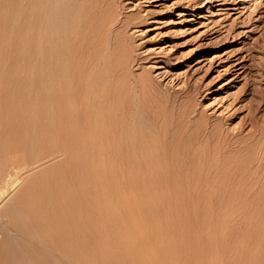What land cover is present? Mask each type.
Here are the masks:
<instances>
[{"label": "rangeland", "instance_id": "rangeland-1", "mask_svg": "<svg viewBox=\"0 0 264 264\" xmlns=\"http://www.w3.org/2000/svg\"><path fill=\"white\" fill-rule=\"evenodd\" d=\"M46 1L50 0L43 2L0 0V144L3 145L0 147V181L4 179L3 177L5 179L13 175L19 177L17 185L0 197V258L2 257L0 264H15L21 259L22 262H17L18 264H24V261L28 264L30 257L27 256L34 252V246L35 253L41 248L39 250L41 254L37 252V256L34 255L36 264H42L45 257L43 264L44 262L53 264L51 261H55V255L62 260H57L54 264H61L64 261L65 264H75L72 259L76 260L73 254L77 247L80 248L83 256L81 252L79 255L77 250L75 255L79 260L76 261L82 264H264V0H97L101 2L99 6L101 8L98 9L100 11H97L99 18L89 26L90 30L77 29L79 31L74 30V33L70 34L72 39L78 37L76 41L71 40L69 43L72 52L67 59V69L64 70L61 64L57 63L55 66V58L51 59L54 56L52 47L55 45L52 43L55 41L52 42L54 30H49L46 24V17L48 18L49 15L47 5L50 4ZM42 7L48 8L47 14ZM36 8L41 10L40 16L43 14L39 22L41 25L37 23ZM39 37H44L48 41H43L44 38ZM50 39L52 40L49 41ZM72 42L74 46H71ZM42 43H44L42 47L47 50L39 47ZM37 50L43 51V54ZM44 53L50 58L46 59L47 55L45 56ZM48 60L55 62L50 65L51 62ZM42 72L47 74L43 76ZM58 80L65 83L62 84ZM68 82H71L70 85ZM51 83H54V86L51 87ZM40 86L42 89L39 88ZM48 86L50 88H47ZM35 87L37 88L34 89ZM63 87L66 88L64 91ZM59 88L60 91L57 92ZM34 90H38V93ZM59 92L68 95L63 98L64 95L62 93L60 95ZM74 92L76 96L73 100L71 97L75 95ZM54 96L57 101L55 103L52 102L54 99H51ZM81 97L86 101L83 105ZM63 99L69 101L66 103L67 100ZM75 101L79 103L76 106L81 110L83 108L82 111L76 110L79 107L76 108ZM68 103H71V106ZM84 104L89 110H85ZM51 107L54 109L52 110ZM63 108L80 111L78 114L82 112L86 116L85 118L80 114V117H77V125L83 118L87 124H90L87 122L88 117L92 119L94 116L93 122L91 121L94 124L91 123L93 129L86 123V126L84 123L82 125L89 127L86 132L90 129L91 132L96 130L94 135L88 133L91 137L96 136L100 140L99 143L96 142L97 139L94 142L95 139L92 137L93 140L90 138L88 142L86 139L90 137L89 134V137L85 138L88 146L97 143L95 147H91V154L85 140L80 143H84L80 149L82 152L83 149L85 151L88 149V152L86 151L88 155L84 159L82 154H79L81 145L77 141L76 145H80L77 149L75 143L71 141V125L66 123L68 117L61 116ZM68 113L65 115L67 116ZM88 113L92 116H88L90 115ZM43 117H46L48 123H45L46 119ZM54 118L59 119L55 121ZM51 120L56 126L55 123L53 126L48 125L51 124ZM24 125H28L27 129ZM128 128L129 132H126ZM35 129H38L37 132ZM33 130L35 133L30 134L34 132ZM50 130H53L54 134ZM40 131L45 132H42L46 134L43 135L44 138ZM60 131L62 134H59ZM49 136L50 139L52 138L51 142ZM69 137L70 145H66L69 143ZM129 138L135 141L130 140V145L134 143L133 147L130 146L132 150L129 145L127 146ZM59 140H62L61 143L58 142ZM31 143L35 148L31 147L33 146ZM41 143L44 146L40 147ZM63 144L66 145L65 148ZM71 145L79 150V155L76 153V157L75 148H70ZM124 147L129 148L126 151L128 157L120 152H125ZM116 149L121 150L118 152ZM128 150L132 153L130 154ZM133 151L134 155H132ZM85 155L86 153L83 156ZM129 155L134 159L130 160ZM79 159L83 163H80ZM124 159L129 161L130 166H126ZM70 160L71 162L78 160L79 165L78 162L69 163ZM19 162L20 164H17ZM54 166L56 169L53 168ZM117 166L121 168L117 169ZM47 169L57 170L53 178L59 180L53 179L55 181L53 183L52 177L47 176L49 172ZM45 170L47 172L44 174ZM58 170L62 172L58 173ZM128 172L131 174L129 175ZM35 174L38 175L35 180L37 184L30 183L34 181L32 177L35 178ZM39 174L40 176L42 174L41 180L44 177L43 181L47 182L46 177H48L47 180H50L48 183L51 182L50 184L53 183L55 186L66 183V180L70 186L74 184L71 186L73 189L68 184L62 185L63 189L58 186L56 196L58 199L63 198L60 201L63 203L58 200L57 203L62 206L58 205L59 208L56 209L61 211L65 199L68 201L69 196L71 198L73 196V199L69 198L72 203L68 208L66 207L68 213L64 208V212L69 216L66 215L65 218L68 219L64 220V216L62 217L63 211L59 214L55 209L56 216L63 213L60 216L61 220L59 217L55 219H59L60 222L65 221L64 225L59 221L58 224L55 220L57 224L54 223L53 228H47L46 232L40 230L43 240L46 235V241L39 238L40 235H37L39 229H35L31 237L32 241H29L30 237L24 232L20 233L18 229L11 227L13 225L7 218V209L16 208V205L23 207L22 202L25 203V199L21 198L25 196L28 184L31 186L36 184L37 187L38 183L42 185L45 183H42L40 178L39 181L37 180ZM56 174L57 176L60 174L59 177ZM89 180L93 182L90 184ZM2 183L0 182L1 185ZM41 184L37 189L35 188V191L39 188L41 192L48 186L46 183L44 186H47L42 188ZM92 185L97 186L95 191L98 194L95 195V192L91 190L93 194L89 190ZM55 186L50 191L51 194L52 192L55 194ZM20 191H23L22 194L19 193ZM63 191H65L64 196H62ZM66 191L71 194L68 193L67 196ZM81 192L83 195L80 194ZM20 194L21 202L18 198ZM93 195L98 196L97 201ZM35 196L38 197L37 192ZM51 197L53 198V195ZM94 198L96 202H93ZM52 201L55 204L56 199ZM92 202L94 205L97 203L98 207L95 206V210L98 212L94 210L93 214L100 212L99 219L96 218L97 215L94 217L91 214L94 208ZM73 203L81 209L84 207L86 209H82L81 212L78 206L73 207ZM71 209H74L78 215L71 212L73 211ZM83 216L84 220H88L87 223L83 220ZM69 219L71 224L67 221ZM76 220L80 223L83 221V225L76 224ZM93 221H98L95 227L97 231L100 230L95 233L97 232L99 237H94L97 233L91 232L96 230L95 227L93 229ZM72 222L75 224L73 225ZM55 225L57 227H54ZM63 226H70L69 232L73 228L75 229L72 231L75 233L78 230V236L75 235L78 241L73 236L74 241H77L76 244L73 240L69 243H74L70 245L75 247V250L71 247L74 250L73 254L71 253L73 258L70 256L69 246L64 252L68 257L70 256V259L72 258V261L64 254L53 252L48 244V240L54 237L56 230L54 228L60 229ZM58 232L56 231L57 234ZM79 232L80 236L84 233L88 238L82 236V239L85 238L81 242L86 244L79 242L81 239ZM85 233H90V238L89 234ZM35 236H39L38 239ZM95 238L98 244L94 242ZM33 240L37 241V245ZM31 242L34 246L30 244ZM79 243L86 247L88 253ZM38 244L43 246L39 247ZM45 244L46 247L48 246L46 248L48 252L55 254H51L54 257H51L53 260L49 262L50 256ZM4 248L5 253H3ZM22 248L24 251L20 252ZM89 250L99 253L95 254L91 251L94 256L97 255V259L90 258L92 254ZM8 252H11V255ZM26 253L28 260H24ZM7 254L9 260L4 257ZM38 255H41V258Z\"/></svg>", "mask_w": 264, "mask_h": 264}, {"label": "bare ground", "instance_id": "bare-ground-1", "mask_svg": "<svg viewBox=\"0 0 264 264\" xmlns=\"http://www.w3.org/2000/svg\"><path fill=\"white\" fill-rule=\"evenodd\" d=\"M41 1L43 2V0H41ZM46 2H47V1H46ZM48 2H50V4H49ZM48 2H47V3H48L49 5H47V4H46V5L49 6V12H48L49 15H48V18L45 16V17H46V20H47V21H46L47 23L45 22V20H43V21H44V22L47 24V26H48V27L45 26V28L47 27L49 30H50V29H51V30H52V29L54 30V34H53V35H54V36H53L54 39H53V40L50 39L49 41H51V40H52V42L55 41V43H54V42L52 43V44H55V45H54V47H52V49H53V51H54V56H53V54H52L53 57H51V59L54 60L53 58H55V59H56V62H55V61L52 62V61H49V60H48V61L51 62L50 65H52V63H54V62H55V66L57 65V63H58V65L61 64V67H64V68H63V70H64L65 68L67 69V66H68V60H67V59H68V56H71L70 54H71V52H72V51L69 49V46H70L69 43L71 42V40H73V41L75 40V41H76V37H78V36H76V37H74L75 39H72L70 34L74 33V30L79 31V30H77V29H81V30H82V29H87V30H90V29H89V26H90L92 23L95 22L96 18H99V17H98L99 15L97 16V13H98L97 11H100V10H98V9L101 8V7H99L101 2H100V1H97V0H50V1H48ZM37 3H38V2H37ZM41 5H42V4H41ZM36 6H37V4H36ZM39 6H40V5H39ZM47 6H46V7H47ZM44 7H45V5H44ZM44 7H42V9H43ZM40 8H41V7H40ZM36 9H37V8H36ZM44 9H45V8H44ZM44 9H43V10H44ZM47 9H48V8H47ZM47 9H45V10H46V11H45L46 14H47V11H48ZM37 10H38V9H37ZM37 10H36V12H38V14H36V15H38V17H37V18H38L37 23L40 24V23H39V22L41 21L40 18L43 16V14H41V16H40L41 10H40V9H39L38 11H37ZM101 11H102V9H101ZM43 12H44V11H43ZM43 12H42V13H43ZM46 14H45V15H46ZM100 14H101V12H100ZM34 17H35V16H34ZM101 17H102V16H101ZM35 18H36V17H35ZM37 18H36V19H37ZM42 18H43V17H42ZM100 19H102V18H100ZM100 19H98V20L101 21ZM103 19H104V17H103ZM44 22H43V23H44ZM35 23H36V21H35ZM43 23H42V24H43ZM45 23H44V24H45ZM98 23H101V22H98ZM40 25H41V24H40ZM38 26H39V25H38ZM38 26H37V27H38ZM48 29H47V31H49ZM91 29H92V28H91ZM40 30H41V29H40ZM42 30H43V29H42ZM44 30H45V29H44ZM81 30H80V32H78L79 34L81 33ZM37 31H38V30H37ZM76 31H75V32H76ZM45 32H46V30H45ZM52 32H53V31H52ZM38 33H39V32H38ZM38 33H37V34H38ZM49 33H50V32H48V34H49ZM76 33H77V32H76ZM78 33H77V35H78ZM44 34H45V33H44ZM83 34H84V33H83ZM50 35H51V34H50ZM47 36H48V35H47ZM47 36H45V37L47 38ZM73 36H75V34H74ZM36 38H37V37H36ZM39 38H44V37H39ZM46 38H44V39H42V40H43V41H45V40L48 41V39H46ZM48 38H50V37H48ZM78 39H79V38H78ZM38 40H40V39H38ZM38 40H37V42H38ZM37 42H35V43H37ZM41 42H42V41H41ZM45 43H46V42H45ZM48 43H49V42H48ZM73 43H74V42H72V44H73ZM43 44H44V43H42V45H39V44H38V45H39V47H42ZM72 44H71V46H74V44H73V45H72ZM35 45H37V44H35ZM46 45H47V44H46ZM46 45H45V46H46ZM49 45H50V43H49ZM51 46H52V45H51ZM51 46H50V47H51ZM75 46H77V44H76ZM37 47H38V46H37ZM47 47H48V46H47ZM21 48H22V47H21ZM23 48H24V47H23ZM42 48H44V47H42ZM48 48H49V47H48ZM70 48H72V47H70ZM44 49L47 50V48H44ZM44 49H43V51H44ZM50 49H51V48H50ZM52 49H51V50H52ZM39 50H40V49H39ZM39 50H37V51H39ZM75 50H76V49H75ZM21 51H23V50H21ZM43 51H41V52L39 51V52L42 53ZM73 51H74V50H73ZM39 52H38V53H39ZM76 52H77V51H76ZM34 53H35V52H34ZM47 53H48V51H47ZM73 53H74V52H73ZM42 54H43V53H42ZM42 54H41V55H42ZM44 54H45V56L47 55L46 53H44ZM48 54H49V53H48ZM76 54H77V53H76ZM41 55H40V56H41ZM34 56H35V55H34ZM42 56H43V55H42ZM38 58H42V57H38ZM43 58H44V57H43ZM48 58H50V57H48V55H47V58H46V59H48ZM70 58H71V57H70ZM35 61H36V60H35ZM39 61H40V60H39ZM44 61H45V60H44ZM41 62H42V61H41ZM41 62H40V63H41ZM37 63H38V62H37ZM43 64H44V63H43ZM47 64H48V63H47ZM41 65H42V64H41ZM50 65L48 64V66H50ZM53 65H54V64H53ZM37 66H38V65H37ZM42 66H44V65H42ZM46 66H47V65H46ZM55 66H52V67L55 68ZM70 66H71V65H70ZM57 67H58V66H57ZM57 67H56V69H57ZM36 68H37V67H36ZM42 68H43V67H42ZM44 68H45V67H44ZM44 68H43V69H44ZM49 68H50V67H49ZM72 68H73V67H72ZM56 69H55V70H56ZM60 69H61V68H60ZM68 69H69V68H68ZM38 70H39V69H38ZM55 70H54V71H55ZM69 70H70V69H69ZM42 71H43V70H42ZM52 71H53V69H52ZM60 71H61V70H60ZM70 71H71V70H70ZM38 72H39V71H37V73H38ZM64 72H65V71H64ZM42 73H44V72H42ZM48 73H49V72H48ZM52 73H53V72H52ZM56 73H57V72H56ZM60 73H61V72H60ZM68 73H69V72H68ZM90 73H92V72H90ZM90 73H89V74H90ZM38 74H40V72H39ZM45 74H47V73H44L43 76H45ZM53 75H54V73H53ZM57 75H58V73H57ZM61 75H63V72H62ZM65 75H66V72H65ZM65 75H64V76H65ZM91 75H92V74H91ZM41 76H42V75H41ZM46 76H47V75H46ZM49 76H50V75H49ZM70 76H71V75H70ZM94 76H95V75H94ZM47 77H48V76H47ZM50 77H51V76H50ZM52 77H53V76H52ZM54 77H55V76H54ZM60 77H62V76H60ZM89 77H90V76H89ZM41 78H42V77H41ZM43 78H45V77H43ZM38 79H39V77H38ZM45 79H46V78H45ZM47 79H48V78H47ZM62 79H64V77H62ZM66 79H67V78H66ZM89 79H90V78H89ZM41 80H42V79H41ZM54 80H55V79H54ZM60 80H61V79H60ZM70 80H71V79H70ZM39 81H40V79H39ZM45 81H46V80H45ZM45 81H43V82H45ZM49 81H50V80H49ZM58 81H59V80H58ZM43 82H42V83H43ZM50 82H51V81H50ZM59 82L62 83V81H59ZM87 82H88V81H86V83H87ZM38 83H39V82H38ZM40 83H41V82H40ZM63 83H65V82H63ZM63 83H62V84H63ZM66 83H67V82H66ZM68 83H69V85H70L71 82H68ZM72 83H73V82H72ZM91 83H93V82H91ZM36 84H37V83H36ZM43 84H44V83H43ZM84 84H85V83H84ZM38 85H39V84H38ZM40 85H41V84H40ZM44 85H45V84H44ZM52 85L54 86V83H53V84L51 83V87H52ZM66 85H67V84H66ZM85 85L87 86V84H85ZM91 85H92V84H91ZM82 86H83V84H82ZM86 86H85V87H86ZM42 87H44V86H42ZM57 87H58V86H57ZM64 87H65V85H64ZM64 87H63V88H64ZM36 88H37V87H35L34 89H36ZM39 88L42 89L41 86H40ZM45 88H46V87H45ZM45 88H44V89H45ZM47 88H50V87L48 86ZM69 88H70V87H69ZM69 88H67V91H68ZM83 88H84V86H83ZM86 88H87V87H86ZM89 88H91V87H89ZM53 89H55V88L53 87ZM65 89H66V88H64L63 91H64ZM70 89H73V88H70ZM81 89H82V88H81ZM81 89H80V90H81ZM87 89H88V88H87ZM87 89H86V90H87ZM91 89H92V88H91ZM84 90H85V89H83V91H84ZM34 91L37 92L38 90H37V91L34 90ZM39 91H40V90H39ZM42 91H43V90H42ZM48 91H49V93H50V89H49ZM48 91H47V92H48ZM58 91H60V88H59V90H57V92H58ZM74 91H75V87H74ZM54 92H55V91H54ZM68 92H69V91H68ZM37 93H38V92H37ZM59 93H60V92H59ZM61 93H62V95H64L63 98H66V95H68V94L65 95V93L63 94V92H61ZM61 93H60V95H61ZM69 93H70V92H69ZM84 93H86V92H84ZM41 94H42V93H41ZM52 94H53V93H52ZM74 94H75V92H74ZM43 95H44V93H43ZM48 95H49V94H48ZM53 95H54V94H53ZM72 95H73V93H72ZM72 95L70 94V97H71ZM78 95H79V94H78ZM82 95H83V94H82ZM88 95H89V94H88ZM37 96L39 97V95H37ZM55 96H57V95H55ZM55 96H54L53 98H51V99H54V100L52 101V102H54V103H55V101H56V100H55V98H56ZM74 96H76V94L73 95V96L71 97V98H73V100H74ZM83 96L86 97L85 94H84ZM91 96H92V94H91ZM50 97H52L51 94H50ZM59 97H60V96H59ZM84 97H83V98H82V97L80 98V99H83V100H82V103H81L82 105H83V103L86 102V101H84ZM93 97H94V96H93ZM43 98H44V97H43ZM36 99H38V98H36ZM36 99H35V100H36ZM40 99H41V98H40ZM48 99H49V97H48ZM57 99H58V98H57ZM67 99H69V97H67ZM67 99H63V100H67ZM46 100H47V99H46ZM46 100H44V101H46ZM73 100H72V101H73ZM85 100H86V99H85ZM38 101H39V100H38ZM41 101H42V100H41ZM58 101H59V100H58ZM68 101H69V100H67L66 103H67ZM83 101H84V102H83ZM35 102H36V101H35ZM42 102H43V101H42ZM46 102H48V101H46ZM56 102H57V101H56ZM64 102H65V101H64ZM64 102H63V103H64ZM80 102H81V101H80ZM40 103H41V102H40ZM59 103H60V101H59ZM71 103H72V104L75 103V106H76L77 103H78V101H77V102L75 101L74 103L71 102ZM71 103H70V104L68 103V104L71 106ZM34 104H35V103H34ZM52 104H53V103H52ZM78 104H79V103H78ZM86 104H87V103H86ZM37 105H38V103H37ZM37 105H36V106H37ZM43 105H44V104H43ZM54 105L56 106V104H54ZM58 105H59V104H58ZM87 105H88V104H87ZM87 105H86V106H87ZM45 106H46V105H45ZM59 106L61 107V105H59ZM62 106H63V105H62ZM70 106H69V107H70ZM72 106H73V105H72ZM75 106L73 107L74 109H75ZM84 106H85V104H84ZM86 106H85V110L88 109V107H87V109H86ZM42 107H43V106H42ZM42 107H40L39 109L41 110ZM48 107H49V106H48ZM56 107L58 108V106H56ZM63 107H64V106H63ZM65 107H66V105H65ZM78 107H79V106H76V108H78ZM89 107H90V106H89ZM46 108H47V107H45V109H46ZM51 108H52V107H51ZM67 108H68V106H67ZM43 109H44V108H43ZM53 109H54V107L52 108V110H53ZM58 109H59V108H58ZM61 109H62V107H61ZM65 109H66V108H65ZM65 109L63 108V110H65ZM37 110H38V109H37ZM49 110H50V109H49ZM59 110H60V109H59ZM63 110H62V115H61L60 113H59L58 115H59V116H60V115H61V116L64 115L65 118L68 117V118H67V119H68V120H67L68 122H66V123H70V125H71V127H70V134H71L72 137L70 136L69 133H68V136H70V137L72 138L71 141H73V144L75 143V144H74L75 146H77V145H76V144H77V143H76L77 141H78V144H80L81 142H84V140H85V138H86L87 136L89 137L90 134H89L88 132L92 133V135L96 134V130H95V131L93 130L94 132H93V131L91 132V129H90V130H88V132H86L87 129H89V127H88V126H87L88 128L85 127V126H86V125H85V123H86V120H85L86 116H84V114H82V112L78 114V112H80V111L77 112V111H72L71 109H70L71 111H70L69 109H66V110H65V114H67V113L69 112L68 115L66 116L65 114H63V112H64ZM67 110H69V111L66 113ZM76 110H81V109H80V107H79V108L76 109ZM82 110H83V108H82ZM82 110H81V111H82ZM85 110H84L83 112H85ZM88 110H89V109H88ZM32 111H33V110H32ZM32 111H31V112H32ZM57 111H58V110H57ZM57 111H56V112H57ZM33 112H34V111H33ZM52 112H53V111H52ZM58 112H59V111H58ZM58 112H57V113H58ZM75 112H77V113H75ZM32 114H33V113H32ZM49 114H50V113H49ZM80 114H82L83 117H85V118L82 117L85 121H83V119H80V123H79V125H77V124H76V123H77V120H78L77 117H78V116L80 117ZM88 114H90V113H88ZM88 114H85V115H88ZM56 115H57V114H56ZM82 115H81V116H82ZM32 116H33V115H32ZM34 116H35V115H34ZM88 116H92V115L90 114V115H88ZM88 116H87V117H88ZM37 117H38V114H37ZM37 117H35V118H36L37 120H40V119L37 118ZM48 117H49V116H48ZM56 117H57V116H56ZM93 117H94V116H93ZM93 117H92V119H90V117H88L90 122H89V121H87V122L90 123V124H87V123H86L87 125H91V123L93 122V119H94ZM33 118H34V117H33ZM33 118H32V119H33ZM43 118H44V117H43ZM44 119H46V117H45ZM44 119H43V120H44ZM54 119H55V121H56V119H59V118H54ZM62 119H63V118H62ZM28 120H29V116H28ZM49 120H50V119H49ZM60 120H61V119H60ZM65 120H66V119H65ZM87 120H88V119H87ZM26 121H27V120H26ZM41 121H42V119H41ZM58 121H59V120H58ZM61 121H62V120H61ZM63 121H64V120H63ZM63 121H62V122H63ZM81 121H83V122H81ZM91 121H92V122H91ZM32 122H33V121H32ZM38 122H40V121H38ZM64 122H65V121H64ZM95 122H97L96 119H95L94 123H95ZM26 123H28V121H27ZM35 123H36V122H35ZM45 123H48V122H47V119L45 120ZM50 123H51V124H48V125L53 126V124H54L55 122H54L53 120H51ZM83 123H84L85 126L82 125ZM31 124H32V123H31ZM31 124H30V125H31ZM38 124H40V123H38ZM41 124H42V123H41ZM58 124H59V122H58ZM92 124H93V123H92ZM95 124H96V123H95ZM35 125H36V124H35ZM44 125H45V124H44ZM54 125L56 126V123H55ZM59 125H60V124H59ZM59 125H58V128H59ZM65 125H66V124H65ZM93 125H94V124H93ZM93 125H91V127H92ZM24 126H25V125H24ZM27 126H28V125L25 126L26 129H27ZM41 126H42V125H41ZM45 126H46V125H45ZM60 126H62V125H60ZM63 127H64V126H63ZM93 127H94V126H93ZM93 127H92V129H93ZM130 127H131V126H130ZM130 127H129V128H130ZM33 128H35V127H33ZM47 128H48V126H47ZM47 128H46V129H47ZM50 128H51V127H50ZM65 128H69V127L65 126ZM95 128H96V127H95ZM95 128H94V129H95ZM125 128H127V127H125ZM129 128L126 130V132L129 130ZM51 129H53V128H51ZM56 129H57V128H56ZM62 129H63V128H62ZM31 130H32V129H31ZM35 130H36V129H35ZM37 130H38V129H37ZM37 130H36V132H37ZM48 130H49V129H48ZM54 130H55V129H54ZM59 130H60V129H59ZM63 130H64V129H63ZM63 130H62V132H63ZM65 130H66V129H65ZM1 131H2V130H1ZM33 131H34V130H33ZM43 131H45V130L43 129ZM43 131H40V132H41L42 137L44 138L43 135H46V134H43V133H45L46 131H45V132H43ZM66 131H67V130H66ZM120 131L122 132V130H120ZM130 131H132V130H130ZM42 132H43V133H42ZM47 132H48V131H47ZM50 132H53V130H52V131L50 130ZM57 132H58V129H57ZM68 132H69V131H68ZM121 132H120V133H121ZM128 132H129V131H128ZM0 133H1V132H0ZM3 133H4V132H3ZM32 133H35V131H34V132H31L30 134H32ZM60 133H61V131L59 132V134H60ZM93 133H94V134H93ZM4 134H5V133H4ZM36 134H37V133H36ZM38 134L40 135V133H38ZM53 134H54V132H53ZM59 134H58V135H59ZM61 134H62V133H61ZM86 134H87V135H86ZM88 134H89V135H88ZM127 134H128V133H127ZM130 134L132 135V133H130ZM27 135H28V134H27ZM47 135H48V134H47ZM50 135H51V134H50ZM66 135H67V134H66ZM128 135H129V134H128ZM128 135H127V137H129ZM131 135H130V136H131ZM6 136H7V135H6ZM6 136H5V137H6ZM28 136H29V135H28ZM33 136H34V135H33ZM64 136H65V135H64ZM120 136H121V135H120ZM1 137H2V136H1ZM30 137H31V136H30ZM35 137H36V136H35ZM46 137H47V136H46ZM52 137H53V136H52ZM57 137H58V136H57ZM60 137H61V136H60ZM70 137H69V141H68L69 143H67L66 145H70ZM88 137H87V138H88ZM92 137H94L95 140H93ZM92 137H91V135H90V137H89L88 139H86V140H87V141H88V140L90 141V138H91V139L95 142L96 139H97L96 142L99 143V140H100V139H98L96 136H92ZM98 137H99V135H98ZM133 137H134V136H133ZM133 137H130V138H133ZM21 138H22V137H21ZM23 138H24V137H23ZM32 138H33V137H32ZM53 138L55 139V137H53ZM64 138H65V137H64ZM99 138H100V137H99ZM124 138H125V137H124ZM124 138H123V139H124ZM130 138H129V143H127V146L129 145L130 150H132V148H131L130 146L133 147V146H134V145H133L134 143H132V142H135V141L132 140V139H130ZM38 139H42V138H38ZM48 139H50V136H49ZM51 139H52V138H51ZM51 139H50V142H51ZM58 139H59V138H58ZM61 139H62V137H61ZM66 139H67V138H66ZM24 140H25V139H24ZM24 140H23V141H24ZM26 140H27V139H26ZM29 140H31V139H29ZM62 140H64V139H62ZM62 140H61V141H62ZM86 140H85V144H87V146H88V143H86V142H87ZM92 140H91L90 143H92ZM101 140H102V138H101ZM119 140L122 141L120 138H119ZM130 140H132V142H131L132 144H131V145H130ZM31 141H32V140H31ZM31 141H30V142H31ZM45 141H46V140H45ZM53 141H54V140H53ZM61 141L59 140L58 142L61 143ZM89 141H88V142H89ZM124 141H125V140H124ZM20 142H21V140H20ZM24 142H26V141H24ZM32 142H33V141H32ZM37 142H38V141H37ZM37 142H36V143H37ZM55 142L57 143V141H55ZM94 142H93V143H94ZM0 143H1V142H0ZM33 143H34V142H33ZM44 143H45V142H44ZM64 143H66V141H65ZM90 143H89V144H90ZM21 144H22V143H21ZM24 144H26V143H24ZM24 144H23V146H24ZM47 144H48V143H47ZM49 144H51V143H49ZM83 144H84V143L80 144L81 146L78 145V146H80V147H79V150L81 149V147H82ZM94 144H95V143H94ZM96 144H97V143H96ZM96 144H95V145H96ZM120 144H121V142H120ZM125 144H126V143H125ZM125 144H124V145H125ZM0 145H1V144H0ZM18 145H19V144H18ZM18 145H17V146H18ZM31 145H33V144L31 143ZM38 145H39V144H38ZM66 145L63 144V148H65L64 146H66ZM74 145H71L70 148H71V147H74V148H75ZM95 145H93V146L95 147ZM124 145H123V146H124ZM2 146H3V145H1L0 147H2ZM4 146H5V145H4ZM17 146H16V147H17ZM20 146H21V145H20ZM23 146H22V147H23ZM28 146L30 147V145H28ZM28 146H26V147H28ZM42 146H44V144L42 145V143H41L40 147H42ZM78 146H77V149H78ZM83 146H84V145H83ZM93 146H92L91 144L88 146L89 152H90V151L92 152L91 147H93ZM120 146H121V145H120ZM125 146H126V145H125ZM5 147H7V146H5ZM14 147H15V146H14ZM14 147H11V149L14 148ZM29 147H28V148H29ZM31 147H34V145L31 146ZM68 147H69V146H68ZM89 147H90V148H89ZM135 147H136V146H135ZM8 148H10V147H8ZM34 148H35V147H34ZM37 148H38V147H37ZM74 148H72V149H73V152H74ZM84 148H86V147H84ZM120 148H122V147H120ZM125 148H126V147H124V149H125ZM129 148H126V150H124L125 152L120 151L121 149H120V150H119V149H118V150L116 149V150H117L118 152L120 151L121 153L126 154V151H127V149H129ZM1 149H3V148H1ZM6 149H7V148H6ZM30 149H31V148H30ZM68 149H69V148H68ZM72 149H70V150L72 151ZM88 149L86 150L87 152H88ZM90 149H91V150H90ZM133 149H134V148H133ZM4 150H5V149H4ZM9 150H10V149H9ZM24 150H26V149H24ZM32 150H33V149H32ZM70 150H69V151H70ZM79 150H76V148H75V151H76L75 154H74L75 157H76V153L78 154V151H79ZM130 150H128L129 153H130ZM136 150H137V149H136ZM2 151H3V150H2ZM10 151H11V150H10ZM33 151H34V150H33ZM69 151H67V152H69ZM71 151H70V153H71ZM80 151H81V150H80ZM80 151H79V154L81 153V154H82V157H83V159H84V158L88 155V153L83 149L84 154L86 153V155L83 156V155H84L83 152H82V151L80 152ZM6 152H9V151L6 150ZM73 152H72V153H73ZM91 152H90V154H91ZM136 152H137V151H136ZM93 153H94V152H93ZM93 153H92V157L95 156V155L93 156ZM121 153H120V155H121ZM131 153H132V151H131ZM131 153H130V154H131ZM29 154H30V153H29ZM31 154H32V153H31ZM79 154H78V155H79ZM94 154H95V153H94ZM116 154L118 155L117 152H116ZM0 155H1V151H0ZM4 155H5V154H4ZM4 155H3V156H4ZM6 155H7V154H6ZM74 155H73V156H74ZM132 155H134V151H133V154H132ZM8 156H9V155H8ZM8 156H7V157H8ZM123 156H124V155H123ZM125 156L128 157L127 154H126ZM125 156H124V158H125ZM0 157H1V156H0ZM89 157H91V156L89 155ZM120 157H121V156H120ZM131 157H132V156H131ZM131 157H130V155H129L130 160H133L134 158L131 159ZM4 158H5V156H4ZM72 158L74 159V157H72ZM79 158H81V156H79ZM129 158H128V159H129ZM1 159H3V158H1ZM6 159H7V158H5V160H6ZM87 159H88V158H87ZM126 159H127V158H126ZM5 160H4V161H5ZM9 160H10V159H9ZM17 160H18V158H17ZM71 160H72V159H71ZM71 160L69 161V163H72V162H75V163H76V162H78V160H77V161H74V160H73L72 162H71ZM85 160H86V159H85ZM85 160H84V161H85ZM0 161H1V160H0ZM7 161H8V160H7ZM7 161H5V162H7ZM10 161H11V160H10ZM13 161H14V160H13ZM19 161H20V159H19ZM23 161H25V158H23ZM79 161H80V163H81V162L83 163V161H81V159H79ZM124 161H126V162H124V163H126V166H127V165L130 166V163L128 164V162H129L128 160H125V159H124ZM16 162H17V161H16ZM16 162H15V163H16ZM8 163H9V162H8ZM122 163H123V162H122ZM131 163L134 164V162H131ZM0 164H1V162H0ZM17 164H20V162L17 163ZM72 164H73V163H72ZM87 164H89V163H87ZM87 164H85V165H87ZM3 165H6V164L3 163ZM12 165H14V164H12ZM61 165H62V164H61ZM65 165L67 166V164H65ZM77 165H79V162H78ZM77 165H76V166H77ZM89 165H92V164L90 163ZM89 165H88V166H89ZM0 166H1V165H0ZM63 166H64V165H63ZM68 166H69V165H68ZM68 166H67V167H68ZM76 166H75V167H76ZM120 166H122V164H120ZM131 166H134V165H131ZM4 167H5V166H4ZM72 167H73V166H72ZM81 167H82V166H81ZM86 167H87V166H86ZM122 167H123V166H122ZM2 168H3V167H2ZM14 168H15V167H14ZM53 168L56 169L55 166H54ZM61 168H62V167H61ZM64 168H65V167H63V169H64ZM77 168H78V166H77ZM77 168H76V169H77ZM120 168H121V167H120ZM120 168H118V166H117V169H120ZM127 168L129 169V167H127ZM132 168H133V167H132ZM3 169H4V168H3ZM9 169H10V168H9ZM9 169H7V170H9ZM48 169H50V168H48ZM48 169H47V170H48ZM55 169H54V171H52V170L49 171V170H48L49 172H48V174H47V176L49 175V178L52 177L51 180H52L53 183H55V181L59 180V179H57V177H59V175H60V174H58V176H57V174H56V176H57L56 179H57V180H55V178H53L54 175H55V173L57 172V170H55ZM57 169H58V168H57ZM74 169H75V168H74ZM83 169H84V168H83ZM85 169H86V168H85ZM122 169H124V168H122ZM125 169H126V168H125ZM59 170H61V169H59ZM59 170H58V173L62 172V171H59ZM68 170H69V169H68ZM68 170H67V172L70 173V171H68ZM78 170H79V169H78ZM86 170H87V169H86ZM88 170H89V169H88ZM132 170H133V169H131V171H132ZM55 171H56V172H55ZM81 171H82V170H81ZM83 171H85V170H83ZM91 171H93V168L91 169ZM91 171H90V172H91ZM94 171H96V170H94ZM125 171L127 172L128 170H125ZM131 171H130V172H131ZM2 172L5 173V172H8V171H2ZM2 172H1V173H2ZM9 172H10V171H9ZM12 172H13V171H12ZM12 172H11V173H12ZM14 172H15V171H14ZM45 172H47V171L45 170V171H44V174H45ZM53 172H54V173H53ZM79 172H80V171H79ZM79 172H78V173H79ZM15 173H16V172H15ZM41 173H42V172H41ZM65 173H66V171H65ZM65 173H64V174H65ZM84 173H87V172H84ZM42 174H43V173H42ZM42 174H41V176H40V174H39V177L37 178V180H38L40 177H42ZM61 174L63 175V173H61ZM93 174H94V173H93ZM93 174H92V175H93ZM128 174H129V172H128ZM128 174H127V175H128ZM130 174H131V173H130ZM130 174H129V175H130ZM2 175H4V174L2 173ZM6 175H7V174H6ZM67 175H68V174H67ZM67 175H65V176H67ZM71 175H72V174H71ZM79 175H80V174H79ZM92 175H90V176H92ZM37 176H38V175H37ZM37 176H36V174H35V178L32 177V179H33L34 181H32V182L29 181V182H30V183H33V182L36 183L35 180H36V177H37ZM45 176H46V175H45ZM85 176H86V175H85ZM85 176H84V177H85ZM90 176H89V177H90ZM63 177H64V176H63ZM82 177H83V176H82ZM84 177H83V178H84ZM93 177H94V175H93ZM3 178L5 179V177H3ZM18 178H19V177L13 175V176H9V177L6 178L5 180H4V179H1L0 182H1V183L3 182V183H2V185L0 184V185H1V186H0V197H2V196H3L8 190L12 189L15 185H17V183L19 182V179H18ZM47 178H48V177H46V181H47V182H45V180L43 181V179H45L44 177H43L42 180H41V178H40L39 180H40L42 183L45 182L44 184L47 183L48 186L50 185V186L52 187L54 184H53V183L50 184L51 182L48 183V181H50V180H47ZM61 178H62V176H61ZM66 178H67V177H66ZM69 178H70V176H69ZM80 178H81V176H80ZM125 178H126V176H125ZM128 178H130V177H128ZM53 179H54L55 181H54ZM64 179H65V178H64ZM92 179H93V178H92ZM94 179H95V178H94ZM2 180H3V181H2ZM39 180H38V181H39ZM82 180H83V179H82ZM82 180H81V181H82ZM85 180H86V178H85ZM87 180H88V179H87ZM96 180H97V179H96ZM29 182H28V183H29ZM63 182H64V181L62 180V183H63ZM69 182L72 183L71 181H69ZM85 182H86V181H85ZM88 182H90V180H89ZM88 182H87V183H88ZM91 182H93V180H91ZM91 182H90V184H91ZM58 183H59V182H58ZM82 183H84V182H82ZM87 183H85V184L87 185ZM94 183H95V180H94ZM36 184H37V183H36ZM36 184H35V185H32V186H31V184H28V186H27L28 188L26 187L27 189H25V190H26V192H25V194H24L25 196H23V197H25V198H23L22 195H21L23 191H22V192H21V191L19 192V193H21V194H20L21 196L18 197L19 200H20L21 197H22L21 199H25V203L22 202V204H24L23 207H20L19 205H16V208H15V207H14V208L12 207V208L10 209V207H9V210L7 209V212H8V213H7V216H8L7 218L10 220L11 224L13 225V226H11V227H14L15 229H18V230L20 231V233H21V231H22V233L24 232L28 237H30L29 241L31 240V237H33L32 235H34L33 232H34L35 229H39V232H38L37 235H40V232H41L40 230L46 232L47 228H53L52 225L55 223L54 221L57 220V219H55L56 217H59L60 220H61V217H60V216H61L63 213H62L60 216H56L55 213H57V212H55V209L58 207V205H59L60 207L62 206V205H60V203L62 204L63 201H62V202H60V201L63 200V198H62V197H61L62 199H58V198H57V196H56V195H57L56 192H57L58 190H56V189L59 188L58 186H60V188L63 189V188H62V187H63L62 185H65V184H66V185H67V184L69 185V183L67 182V180H66V183L64 182V184H62V185L59 183V185L57 186V184H56V186L54 185V186L56 187V188H55V194H54L53 192H52V194H51L50 191H52V189H53L54 186L51 188V187H48V186L46 185L47 188H43L44 184L42 185L41 183H38V186L41 184V185H42V188H43V191L40 192L39 188H38V191H35V188L37 189V187H38V186L36 187ZM92 184H93V183H92ZM96 184H97V183H96ZM26 185H27V184H26ZM73 185H74V184H73ZM73 185H71V186H73ZM86 185H84V186H86ZM46 186H44V187H46ZM61 186H62V187H61ZM71 186L69 185V187L73 189V187H71ZM87 186H88V185H87ZM87 186H86V188H87ZM93 186H94V185H92V187H93ZM66 187L68 188V186H66ZM80 187H81V186H80ZM92 187H91V189H89V190H90V191L92 190L93 192H95V195H96V193L98 194V192L95 191V189H96L97 186H94L95 188H94V187L92 188ZM23 188H24V187H23ZM49 188H50L51 190H50ZM74 188H75V186H74ZM81 188H83V186H82ZM81 188H80V189H81ZM68 189H69V188H68ZM68 189H67V191H68ZM83 189H84V188H83ZM21 190H23V189H21ZM59 190H60V189H59ZM69 190H70V189H69ZM76 190H79V188H78V189L76 188ZM53 191H54V190H53ZM61 191H62V190H61ZM67 191H66V193H67ZM70 191H71V190H70ZM79 191H80V190H79ZM92 191H91V192H92ZM36 192H37V194H38V197L35 196V193H36ZM39 192H40V193H39ZM64 192H65V191H63V194H62L61 192H59V193H61L62 196H64V194H65ZM77 192H78V191H77ZM85 192H86V191H85ZM91 192H90V193H91ZM93 192H92V193H93ZM68 193H69V192H68ZM68 193L66 194L67 196H68L69 194H71V193H69V194H68ZM72 193H73V192H72ZM74 193H75V192H74ZM74 193H73V194H74ZM39 194H41V196H40ZM50 194H51V196L53 195V198H55V196H56V198H55V199H56V202H54L55 204H53V201H52V200L55 201V199H53V198L50 196ZM75 194H76V193H75ZM80 194L83 195V192H81ZM86 194H89V193H86ZM93 194H94V193H93ZM54 195H55V196H54ZM58 195H59V194H58ZM77 195H78V194H77ZM77 195H76V196H77ZM82 195H80V197H81ZM95 195H93V197H95ZM87 196H88V195H87ZM58 197H60V195H59ZM85 197H86V195H85ZM85 197L83 196L82 199L84 200ZM93 197H91V199H92ZM97 197H98V196L95 197V198H96V201H97ZM51 198H52V199H51ZM69 198H70V200H71V199H73V196H72V198L69 196ZM69 198H68V201H67V199L64 198V199L66 200V201L64 202V205H63L64 208H66V207L68 208L69 204L72 203V201H70ZM95 198H94L93 202H96V201H95ZM16 199H17V196H16ZM16 199H14V200H16ZM76 199H78V198H76ZM80 199H81V198H80ZM86 199H87V198H86ZM89 199H90V198H89ZM58 200H59L60 203H57ZM87 200H88V199H87ZM23 201H24V200H23ZM69 201H70V203H66V202H69ZM75 201H76V200H75ZM75 201H73V202H75ZM91 201H92V200H91ZM18 202H19V201H18ZM18 202H14V204H15V203L18 204ZM20 202H21V200H20ZM20 202H19V204H21ZM76 202H77V201H76ZM76 202H75V203H76ZM79 202H80V201H79ZM83 202H84V201H83ZM88 202H89V201H88ZM93 202H92V203H93ZM80 203H81V202H80ZM80 203H79V204H80ZM84 203H85V202H84ZM84 203H82L83 206H84ZM90 203H91V202H90ZM14 204H13V206H14ZM22 204H21V205H22ZM65 204H68V205H65ZM95 204H96V205H94V203L92 204V206L94 207V208H93V212L91 213V212L89 211L91 214L94 213L95 206L98 207V206H97V203H95ZM11 205H12V204H11ZM72 205H73V207H74V206H78V205H74V203H73ZM88 205H89V204H88ZM88 205H86V206H88ZM17 206H18L19 208H17ZM70 206H71V205H70ZM80 206H81V205H80ZM83 206H82V207H83ZM78 207H79V206H78ZM88 207H89V206H88ZM58 208H59V207H58ZM64 208H63L61 211H59L58 209H56V210H58V213L60 214L62 211H63V212L65 211ZM67 208H66V212H67ZM74 208H75V207H74ZM84 208H85V207H84ZM84 208H82V209H84ZM79 209H81V208L79 207ZM79 209H78V210H79ZM82 209H81V212H82ZM85 209H86V208H85ZM89 209H90V208H89ZM71 210H73V211H71V212H74V209H71ZM75 210H77V209H75ZM78 210H77V211H78ZM90 210H92V208H91ZM95 211H97V210H95ZM68 212H69V211H68ZM68 212H67V213H68ZM79 212H80V211H79ZM85 212H87V211H85ZM97 212H98V211H97ZM97 212H95L96 214H95V215L93 214V215H94V217H96V215H97L96 218L99 219L100 217H98V214H99L100 212H99V213H97ZM74 213L78 215L77 212H74ZM83 213H84V212H83ZM59 214H57V215H59ZM64 214H65V215H64ZM64 214L62 215V217L64 216V218H65V216H66L67 214H66L65 212H64ZM81 214H82V213H81ZM82 215H83V214H82ZM85 215H86V214H85ZM85 215H84V216H85ZM93 215H92V216H93ZM67 216H68V215H67ZM84 216H83V220H84V218H85ZM99 216H101V215L99 214ZM68 217H69V216H68ZM68 217H66L64 220L68 219ZM79 217H81V216H79ZM86 217H87V216H86ZM94 217H92V219L95 220ZM70 218H71V220L75 221V220H74V219H75L74 216H73L74 219H73L72 217H70ZM76 218H77V217H76ZM87 218H88V217H87ZM101 218H102V217H101ZM98 219H97V220H98ZM9 220H8V221H9ZM60 220H59V219L57 220V223H58V224H59ZM62 220H63V218H62ZM71 220L69 219V220H67V221L69 222V221H71ZM77 220H78V218H77ZM77 220H76V222H77ZM80 220H81V219H80ZM58 221H59V222H58ZM84 221L87 223L88 220L86 221V219H85ZM98 221H100V220H98ZM98 221H96V222L93 221L95 225H94V224L92 225L93 222L90 224V225L93 226V229L96 228V230H93V231H92L91 229H89L90 227H89V228L87 227V229H89V230H91V232L95 233V231H97V227H95V226H96V223H97ZM63 222H65V221H63ZM63 222H60V224L62 223V225H64L65 223L63 224ZM82 222H83V221H82ZM82 222L80 223V222L78 221L76 224H78V223L82 224ZM57 223H55V224H57ZM69 223H70V222H69ZM69 223H68V224H69ZM72 223H73V222H72ZM100 223H101V221H100ZM100 223H98V224L100 225ZM68 224H67V225H68ZM70 224H71V223H70ZM74 224H75V223H73V225H74ZM88 224H89V223H88ZM98 224H97V225H98ZM9 225H10V223H9ZM82 225H83V224H82ZM58 226H59V225H58ZM76 226H79V225H76ZM76 226H74V227H76ZM80 226H81V225H80ZM80 226H79V227H80ZM88 226H89V225H88ZM54 227H57V226L55 225ZM59 227H61V226H59ZM69 227H70V226H69ZM69 227H67V226H63L62 228H60L61 231H60L59 228H58V229H57V228H54V229H56L55 232L51 229V231H53V232L55 233V234H54V233L52 232V233L54 234V237H52V236H53V235H52V236H51L52 239H49V236L47 235V236H48L47 238L49 239V240H48V244L50 245V248L53 250V252L56 251L57 253H58V252L61 253V255L64 254V255H66L67 258L70 259L71 253L73 254V251L75 250V247L73 248V247L71 246V247L74 249V250H73V249L70 247V245H72V244H74V243L76 244V242L78 241V240H77V237L75 236V235H77L78 230H76L77 232L75 233V232H73L75 228L71 227V228H73V229H72L73 231L71 230V232L74 234V235H73V234H71V232H69V231H70V230H69ZM94 227H95V228H94ZM99 227H100V226H98V228H99ZM100 228H101V227H100ZM79 229H80V228H79ZM85 229H86V228H85ZM82 230H83V232H84V229H83V228H82ZM89 230H88V231H89ZM99 230H100V229H98V231H99ZM37 231H38V230H37ZM37 231H36V232H37ZM49 231H50V230H49ZM56 231H59L60 233L58 232V234H57ZM88 231H86V232H88ZM98 231H97V232H98ZM97 232H96V233H97ZM15 233H16V232H15ZM20 233H19V234H20ZM34 233H35V232H34ZM41 233H42V232H41ZM79 233H80V232H79ZM96 233H95V234H96ZM43 234H44V233H43ZM85 234H89L88 237L90 236V233H85ZM35 235H36V234H35ZM44 235H45V234H44ZM49 235H50V233H49ZM80 235H81V233L79 234V236H80ZM83 235H84V233H83ZM83 235H82V236H83ZM93 235H94V234H93ZM20 236H21V235H20ZM23 236H25V235H23ZM41 236H42V235H40V237H39V236H38V237H39L40 239L44 238L43 236H42V237H41ZM73 236L76 237V240H77L76 242L74 241V239H73L74 237H73ZM77 236H78V235H77ZM82 236H80L81 239L79 238V239H80L79 242H81V240H83V239L86 237V236L84 235L85 237L82 239ZM91 236H92V235H91ZM95 236H98V237H99L98 233H97L96 235H94V237H95ZM36 237H37V236H35V238H36ZM38 237H37V239H38ZM51 237H50V238H51ZM94 237H93V239H92V238H91V239L94 240ZM98 237H96V238H98ZM35 238H34V239H35ZM86 238H87V237H86ZM89 238H90V237H89ZM96 238H95L96 241H94V242H97V239H96ZM25 239L28 240V238H25ZM32 239H33V238H32ZM37 239H36V240H37ZM45 239H46V235H45ZM45 239H44V240H45ZM87 239H88V238H87ZM42 240H43V239H42ZM44 240H43V241H44ZM70 240H73L74 243L69 244V243L71 242ZM98 240H99V239H98ZM31 241H32V240H31ZM33 241H34V243L37 245V243H36L37 241H36V242H35V240H33ZM45 241H46V240H45ZM83 241H84V240H83ZM85 241H86V240H85ZM6 242H8V241H6ZM14 242H15V241H14ZM22 242H24V241H22ZM41 242H42V241H41ZM89 242H90V240H89ZM94 242H93V246H95V245H94V244H95ZM18 243H19V242H18ZM24 243H25V242H24ZM26 243H27V241H26ZM32 243H33V242H31L30 244H32ZM81 243H83V242H81ZM84 243H85V242H84ZM84 243H83V244H84ZM98 243H99V242H97V244H98ZM9 244H10V243H9ZM11 244H12V242H11ZM11 244H10V245H11ZM13 244H14V243H13ZM20 244H21V243H20ZM41 244H42V243H41ZM48 244H47V245H48ZM83 244H80V243H79L80 246L83 245ZM85 244H86V243H85ZM7 245H8V244H7ZM17 245H18V244H17ZM17 245H16V246H17ZM21 245H22V244H21ZM32 245H33V244H32ZM77 245H78V244H77ZM79 245H78V246H79ZM91 245H92V244H91ZM12 246H14V245H12ZM12 246H11L10 248H12ZM19 246H20V245H19ZM22 246H23V245H22ZM33 246H34V245H33ZM38 246H39V244H38ZM40 246H41V245H40ZM40 246H39V247H40ZM42 246H43V245H42ZM42 246H41V247H42ZM44 246H45V249L48 247V246L46 247V244H45ZM67 246H69V248L72 250V252H71V250H70V256H69V257L67 256V253H66V254L64 253V252H66L65 250H66V247H67ZM86 246H87V245H86ZM88 246H89V244H88ZM88 246H87V248H88ZM2 247H4V246H2ZM14 247H15V246H14ZM27 247H28V246H26V248H27ZM34 247H35V246H34ZM34 247H33L34 252H33V250H32L33 253H29V256H27V253H28V252L26 251L27 253H26V255H24L25 257H26V256H27V257H30V258H29V259H30V262H29V261H27V262H29V263L32 262L31 264H36V263H35L36 261H34V259L36 258L37 254H38L37 252H39V250L41 249V248H40L38 251H36V253H37V254H36V253H35V248H36V247H35V248H34ZM81 247H82V246H81ZM83 247L85 248V249H84V251H85V250H86V247H85L84 245H83ZM5 248H6V246H5ZM5 248L3 249V251L5 250ZM8 248H9V247H8ZM16 248L20 249L21 247H20V248H19V247H16ZM43 248H44V247H43ZM90 248H91V247H90ZM18 249H15V250H18ZM28 249H29V248H28ZM28 249H27V250H28ZM67 249H68V247H67ZM81 249L83 250V248H81ZM88 249H89V248H88ZM91 249H92V248H91ZM94 249H96V248H94ZM11 250H12V249H11ZM22 250H23V248H22L21 250H19V251L21 252ZM46 250H47V252H48V249H46ZM77 250H79V253H78V254L80 255V252H81V256H83L82 251H80V248L78 249V247H77ZM77 250L74 252L75 254H77ZM8 251H10V249H9ZM23 251H24V250H23ZM29 251L31 252V248H30ZM67 251H68V250H67ZM86 251H87V250H86ZM89 251H90V250H89ZM91 251H92V250H91ZM91 251H90V252H91ZM11 252H12V251H11ZM11 252H10V253L8 252L9 255H11ZM49 252H50V251H49ZM49 252H48V255L50 256V258H49L48 262L51 261V260H53L52 258H53L54 255H55L54 253H51V254H54L53 257H52L51 254H50ZM92 252H94V251H92ZM92 252H91V254H92ZM1 253H2V252H1ZM3 253H5V251H4ZM34 253H35V254H34ZM43 253H44V252H43ZM57 253H56V254H57ZM85 253H86V252H85ZM87 253H88V251H87ZM94 253L96 254L97 252H94ZM24 254H25V253H24ZM39 254H41V253L39 252ZM45 254H46V252H45ZM75 254H73V255L76 256V260H79V258H77V255H75ZM89 254H90V253H89ZM97 254H99V253H97ZM4 255H5V254H4ZM9 255L7 254V256H4V257L7 258V257H9ZM34 255H36L35 258H34ZM84 255H86V257L88 256L87 254H84ZM0 256H1V255H0ZM12 256L14 257V255H12ZM22 256H23V255H22ZM38 256H39V255H38ZM49 256H48V257H49ZM89 256H90V255H89ZM96 256H97V255H96ZM96 256H94V255L92 254V256H91L90 258L95 257L94 259H97ZM10 257H11V256H10ZM19 257H20V255H19ZM27 257H26V258H27ZM43 257H45V256H43ZM51 257H52V258H51ZM55 257H56V258L54 259V260H55L54 262H56L57 260H59V259H58V258H59L58 255H55ZM60 257H61V256H60ZM62 257H63V256H62ZM71 257H72V256H71ZM1 258H2V257H1ZM1 258H0V259H1ZM6 258H5V260H6ZM16 258H17V257H16ZM26 258H24V260H28V258H27V259H26ZM39 258H41V255L39 256ZM72 258H73V257H72ZM72 258H71V259H72ZM82 258H83V257H82ZM88 258H89V257H88ZM90 258H89V259H90ZM7 259L9 260L10 258H7ZM14 259H15V257H14ZM14 259H12V261H13ZM17 259H19V258H17ZM17 259H16V260H17ZM45 259H46V257L44 258V260H42V264H43V261H45ZM47 259H48V258H47ZM69 259H68V261H69ZM71 259H70V260H71ZM83 259H84V258H83ZM89 259H88V260H89ZM94 259H93V261H95ZM24 260H23V261H24ZM35 260H36V259H35ZM37 260H38V259H37ZM39 260L41 261V259H39ZM39 260H38V261H39ZM60 260H62V259H60ZM60 260H59V261H60ZM64 260H65V259H64ZM72 260L75 261L77 264H82L81 262L76 261L75 259H72ZM72 260H71V261H72ZM81 260H82V259H81ZM90 260H92V259H90ZM40 261H39V262H40ZM84 261H86V260H84ZM84 261H83V262H84ZM93 261H92V262H93ZM1 262H2V261H1ZM7 262H8V261H7ZM13 262H14V261H13ZM15 262H16V261H15ZM17 262H22V259H21V261L18 260ZM17 262H16L15 264H18ZM25 262H26V261H24V264H25ZM51 262L54 264L53 261H51ZM62 262H63V261H62ZM64 262H65V261H64ZM64 262H63V263H64ZM90 262H91V261H90ZM9 263H10V262H9ZM29 263H28V264H29ZM46 263H47V262H46ZM46 263L44 262V264H46ZM63 263H61V264H63ZM67 263H69V262H67ZM76 263H75V264H76ZM86 263H87V262H86ZM26 264H27V263H26ZM38 264H41V263H38ZM49 264H50V263H49ZM64 264H65V263H64ZM73 264H74V263H73ZM83 264H85V263H83ZM87 264H88V263H87ZM91 264H92V263H91Z\"/></svg>", "mask_w": 264, "mask_h": 264}]
</instances>
